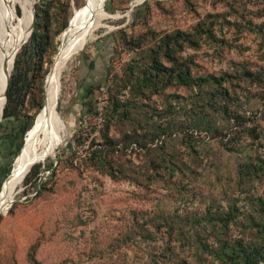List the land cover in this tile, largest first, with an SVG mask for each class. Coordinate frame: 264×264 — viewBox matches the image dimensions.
<instances>
[{
  "label": "rangeland",
  "instance_id": "1",
  "mask_svg": "<svg viewBox=\"0 0 264 264\" xmlns=\"http://www.w3.org/2000/svg\"><path fill=\"white\" fill-rule=\"evenodd\" d=\"M2 1L0 22L8 17ZM22 1L18 14L37 0ZM77 1L53 36L42 93L26 99L22 118L0 117V155L11 152L4 175L32 128L24 130L29 115L44 103L61 35L85 0ZM100 18L105 26L65 61L57 83V149L35 163L37 177L23 180L1 215L0 264H233L217 256L224 241L264 251V0H105ZM201 27L205 42L184 43L177 54L194 76H231L220 87L176 84L143 94L135 81L142 68L155 54L169 63L160 39ZM11 34L8 18L5 38ZM94 58L101 69L95 77L85 70ZM94 83L105 85L93 90L86 114ZM216 87L228 94L210 95Z\"/></svg>",
  "mask_w": 264,
  "mask_h": 264
},
{
  "label": "trees",
  "instance_id": "2",
  "mask_svg": "<svg viewBox=\"0 0 264 264\" xmlns=\"http://www.w3.org/2000/svg\"><path fill=\"white\" fill-rule=\"evenodd\" d=\"M89 1L90 0H85L84 4L77 8V11H80ZM6 2L10 17V30H12L13 33L16 30L18 23L17 20L20 19L19 17L22 15L18 14L16 7L19 4L23 9V1L6 0ZM69 3L70 0H37L34 3L32 31L28 39L20 46L19 50L15 54L13 67L5 86L6 97L2 115L3 119L22 118L21 108H23L26 99L30 97L35 91H41L42 93L43 78L52 64V56L54 54L53 36L59 33L67 25V12ZM75 4L77 6L79 5L77 0H75ZM59 17L61 18V21L58 27L55 30H52L54 21ZM72 17L70 18L68 27L62 33L61 37L63 35L66 36L65 32L67 33V29L70 26ZM201 32H203V27H201V30H199L197 33L176 31L175 33L165 35L160 39L158 48H163V53L169 63L168 65L161 63L159 57H157L156 54L153 58H151L150 63L142 68L141 75L137 80H135L138 82V88L140 90L142 89V93L144 92L143 89H145L147 94L157 93L166 87L176 84L186 86H203L211 82L213 84H217V86L220 87L221 82L223 80H227V78L231 76L229 74L220 75L219 77H215L214 75L194 76L189 64L177 54L184 43L196 47L200 43L199 40L205 42L204 38L201 36L202 34H200ZM104 85L105 83H95L89 87L85 96L86 100L84 101L86 114L92 111L93 90L95 88L101 89ZM218 87L211 90L209 94L213 96L219 94L223 96L228 94L225 88L220 90ZM145 92L143 94H146ZM44 103L41 108L39 103L36 115H29L26 124L24 125V130L27 131L34 126L38 115L40 114L39 112L44 106ZM119 105V99L113 96L112 110H117ZM69 147H71L70 144ZM56 149L57 147H52L48 153V156ZM101 151V148L94 150L87 157V160L90 163H93L96 159L100 158ZM60 157H58L57 161L60 160ZM51 166L52 161H49L44 166L45 172L48 171L47 176H49L53 171ZM39 169L40 164H34L30 171L26 174L24 178V184L31 178L32 175L37 177V174L40 171ZM241 171L242 170L240 169V172ZM1 188L0 192L2 191ZM259 203L260 208H263L264 210V199H259ZM10 211L11 209H9V212ZM217 256L223 257L225 259L228 258L233 264L237 263L238 261H240V264H259L261 261L264 262V251L261 246H257L255 244L249 245L248 249L241 250L234 247V245H230L227 241H224L217 249Z\"/></svg>",
  "mask_w": 264,
  "mask_h": 264
},
{
  "label": "bare ground",
  "instance_id": "3",
  "mask_svg": "<svg viewBox=\"0 0 264 264\" xmlns=\"http://www.w3.org/2000/svg\"><path fill=\"white\" fill-rule=\"evenodd\" d=\"M2 2L6 3L5 0ZM105 0H90L80 11L76 12L66 36L62 41L59 57L51 68L45 85V103L40 110L37 123L26 134L25 144L16 156L11 172L2 184L0 192V215L7 213L15 202L16 191L23 182L31 167L44 159L56 142L60 130V116L55 109V92L61 77L65 61L89 39L95 36V31L105 24L101 21V9ZM76 10V9H75ZM31 12L30 4L25 1L21 20L16 30L9 38H5L9 10L0 22V116L5 104V73L13 60L23 39ZM29 34V31H28ZM94 39V38H93ZM59 52V50H58ZM58 54V53H57ZM12 64L8 73L11 72ZM57 108V107H56ZM5 185V186H4Z\"/></svg>",
  "mask_w": 264,
  "mask_h": 264
},
{
  "label": "crops",
  "instance_id": "4",
  "mask_svg": "<svg viewBox=\"0 0 264 264\" xmlns=\"http://www.w3.org/2000/svg\"><path fill=\"white\" fill-rule=\"evenodd\" d=\"M98 59H89L87 60V65L85 67V70L88 71L91 76L95 77L97 74L100 72V62H98ZM95 84V83H94ZM1 117V116H0ZM11 156V152L8 150L7 152L5 151L4 153L0 155V184L1 181H3L6 177L4 173H6V167H7V160Z\"/></svg>",
  "mask_w": 264,
  "mask_h": 264
},
{
  "label": "water",
  "instance_id": "5",
  "mask_svg": "<svg viewBox=\"0 0 264 264\" xmlns=\"http://www.w3.org/2000/svg\"><path fill=\"white\" fill-rule=\"evenodd\" d=\"M36 1H34L33 3H32V5H31V10H32V14H31V28H30V31H29V34H28V36L30 35V32H31V30H32V25H33V18H34V3H35ZM27 36V37H28ZM27 39V38H26ZM25 39V40H26ZM24 40V41H25ZM23 41V42H24ZM22 42V43H23ZM21 46V45H20ZM19 46V47H20ZM19 49V48H18ZM17 52V51H16ZM16 54V53H15ZM15 54H14V57H15ZM13 62H14V58H13V60H12V67H13ZM50 72V71H49ZM9 76H10V74H9ZM8 85V84H7ZM2 115H3V113H2ZM1 119H2V116H1ZM13 162H14V160H13ZM13 162H12V164H13ZM5 180V179H4ZM4 180L1 182V185H0V188H1V186H2V184H3V182H4Z\"/></svg>",
  "mask_w": 264,
  "mask_h": 264
}]
</instances>
